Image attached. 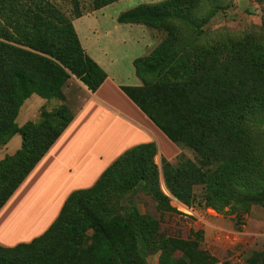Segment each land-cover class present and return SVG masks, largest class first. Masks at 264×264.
Wrapping results in <instances>:
<instances>
[{
    "label": "trees",
    "instance_id": "1",
    "mask_svg": "<svg viewBox=\"0 0 264 264\" xmlns=\"http://www.w3.org/2000/svg\"><path fill=\"white\" fill-rule=\"evenodd\" d=\"M91 1L89 11L93 12L120 0ZM199 1L140 4L118 15L119 24H143L166 32L159 45L132 62L141 85L123 86L122 90L170 141L196 154L199 166L186 162L182 153L176 166L161 158L171 195L190 206L196 200L194 186L203 184L206 205L221 210L217 207L244 197L232 193V187L251 189L259 182L264 188V169L253 134L264 121V46L248 39L218 42L194 51L189 45L190 32H183L178 24H196L192 10ZM217 12L218 6H214L203 21ZM83 15L80 12L68 18L45 0H0V143H7L17 133L23 139L21 149L9 157L10 172L23 166L22 172L15 179L0 174L4 186L10 183L1 196L0 209L73 119L62 103L53 112L43 110L39 121L18 127L15 119L23 102L32 94L64 101L63 87L71 75L93 92L107 77L85 53L73 26L74 18ZM64 115H68L66 120ZM157 153L154 142L124 152L94 186L67 198L57 219L42 235L14 247L0 246V264H143L145 245L150 244L181 264H211L214 259L204 252L194 250L199 257L189 255L191 249L187 248L188 252L184 245L193 248L196 242L152 234L148 229L151 218L137 212L129 219L94 222L90 243L78 245L72 253L54 252L73 211L84 209L91 201L105 203V186L131 162L137 165L138 173L154 174L159 186L154 161ZM156 190L160 206L174 212L169 198ZM253 256L247 264H264V250Z\"/></svg>",
    "mask_w": 264,
    "mask_h": 264
},
{
    "label": "crops",
    "instance_id": "2",
    "mask_svg": "<svg viewBox=\"0 0 264 264\" xmlns=\"http://www.w3.org/2000/svg\"><path fill=\"white\" fill-rule=\"evenodd\" d=\"M73 26L85 53L107 77L95 92L74 75L67 79L64 103L73 119L0 209L2 247L29 243L42 235L67 198L94 186L127 150L154 142L156 157L171 163L181 153L122 90L132 86L126 82L123 63H132L144 50L151 51L153 29L143 24H119L117 16L112 20L95 11L74 18ZM54 101L37 94L29 96L19 109L17 126L36 122L43 110L51 111ZM22 142V136L15 134L4 146V153H16Z\"/></svg>",
    "mask_w": 264,
    "mask_h": 264
},
{
    "label": "rangeland",
    "instance_id": "3",
    "mask_svg": "<svg viewBox=\"0 0 264 264\" xmlns=\"http://www.w3.org/2000/svg\"><path fill=\"white\" fill-rule=\"evenodd\" d=\"M45 1H48L68 18H73L80 12L89 13L92 3L91 0ZM161 1L164 0H120L95 12L105 14L113 20L121 12L140 4ZM214 6H218L217 14L204 22L203 20L206 19L208 12ZM192 13L196 18L195 27L184 23L178 25L183 29V32H190L188 34L191 37L189 45L193 47L194 51L218 42L230 43L248 39H252L254 44L264 46V0H200ZM197 26L198 28L195 30ZM153 32V37L149 38L152 43L151 50L166 37V32L156 29H153ZM147 51L149 50L136 54L139 55L136 58L146 56ZM41 55L55 61L47 55ZM122 68L128 76V80H126L128 85L138 86L141 83L134 74L132 63L125 62ZM54 100L51 111L48 113L60 108V101ZM64 101L61 102L66 105ZM68 110L71 112L70 109ZM67 118L68 115L63 116V120ZM60 122L56 127L58 124L60 125ZM253 131L257 140L258 158L262 160L261 165L264 169V121ZM6 144L5 142L0 143V174L4 172L3 176L8 175L15 179L22 172L23 166L17 167L15 172H10L9 163L12 160L9 157H13V154L4 153L3 148ZM181 153L186 162L190 160L199 166V161L195 159L196 154L192 150L181 148ZM179 156L172 161L174 166L178 164ZM154 161L159 171V186L154 182V174L150 171L144 174L138 173L137 165L131 162L120 176L118 174L105 186L102 197L106 198L105 203L99 204L91 201L86 204L84 209L73 211V216H70L72 218L64 225L61 233L62 239L55 246L56 251L54 252L72 253L78 245L90 243L93 233L92 223H104L121 217L129 219V215L134 212L151 218L148 229L154 235L159 232L166 237L196 242L197 244L193 248L190 244L184 245L186 249H191L190 252L187 249L189 255L199 257L194 250L204 252L214 259L211 264H247L250 259L254 258L255 253L264 250V195H262L264 188L259 182L252 183L251 189L232 187V193L235 192L244 197H240L239 202L218 206L217 208H221V210L206 205L204 185L196 184L193 190L196 200L192 205L187 206L174 198L166 188L161 158L156 157ZM4 185L3 180H0V200L4 192L8 190L5 187H9L10 183H7V186ZM158 188L169 198V204L175 209L174 212H168L160 206L161 203H159L156 194ZM151 241L153 242V239ZM144 250L145 263L143 262V264H181L173 261L170 257L171 254L163 255L162 250L157 249L154 244L145 245Z\"/></svg>",
    "mask_w": 264,
    "mask_h": 264
}]
</instances>
